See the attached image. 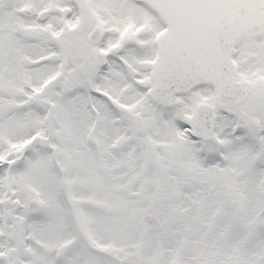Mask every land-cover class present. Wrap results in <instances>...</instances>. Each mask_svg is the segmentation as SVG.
<instances>
[{
    "label": "snow or ice",
    "instance_id": "1",
    "mask_svg": "<svg viewBox=\"0 0 264 264\" xmlns=\"http://www.w3.org/2000/svg\"><path fill=\"white\" fill-rule=\"evenodd\" d=\"M0 264H264V0H0Z\"/></svg>",
    "mask_w": 264,
    "mask_h": 264
}]
</instances>
